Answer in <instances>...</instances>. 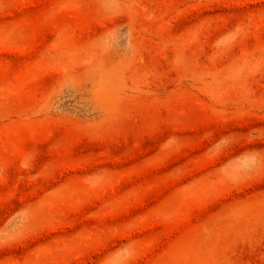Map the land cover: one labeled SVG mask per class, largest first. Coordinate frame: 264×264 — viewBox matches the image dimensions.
Returning <instances> with one entry per match:
<instances>
[{"label": "rangeland", "instance_id": "obj_1", "mask_svg": "<svg viewBox=\"0 0 264 264\" xmlns=\"http://www.w3.org/2000/svg\"><path fill=\"white\" fill-rule=\"evenodd\" d=\"M0 264H264V0H0Z\"/></svg>", "mask_w": 264, "mask_h": 264}]
</instances>
